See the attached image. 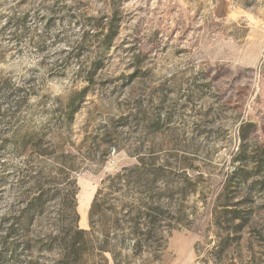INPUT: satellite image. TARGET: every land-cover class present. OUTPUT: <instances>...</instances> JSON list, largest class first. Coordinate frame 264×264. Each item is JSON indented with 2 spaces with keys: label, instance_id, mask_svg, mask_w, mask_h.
<instances>
[{
  "label": "rangeland",
  "instance_id": "rangeland-1",
  "mask_svg": "<svg viewBox=\"0 0 264 264\" xmlns=\"http://www.w3.org/2000/svg\"><path fill=\"white\" fill-rule=\"evenodd\" d=\"M73 182L94 240L99 190L163 209L154 264H264V0H0V225Z\"/></svg>",
  "mask_w": 264,
  "mask_h": 264
},
{
  "label": "trees",
  "instance_id": "trees-1",
  "mask_svg": "<svg viewBox=\"0 0 264 264\" xmlns=\"http://www.w3.org/2000/svg\"><path fill=\"white\" fill-rule=\"evenodd\" d=\"M71 186L54 217L46 215L43 196L37 195L29 197L24 209L15 213L8 225H0V264H90L93 256L100 257L97 263L102 264L108 260L107 253L113 264H131L130 259L121 257L119 250L124 249H129L142 264L161 259L166 220L162 208L153 204L134 206L125 221L114 206L101 208L98 190L89 211L91 232L102 235L97 241L78 226L76 185L73 182ZM44 220L50 228L43 226ZM127 232L131 238L126 237ZM128 240L130 246H126ZM145 253L148 255L142 256Z\"/></svg>",
  "mask_w": 264,
  "mask_h": 264
}]
</instances>
